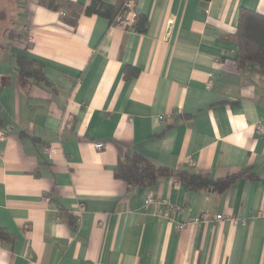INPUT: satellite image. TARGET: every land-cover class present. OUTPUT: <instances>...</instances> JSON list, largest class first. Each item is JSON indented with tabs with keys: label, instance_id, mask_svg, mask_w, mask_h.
<instances>
[{
	"label": "crops",
	"instance_id": "obj_1",
	"mask_svg": "<svg viewBox=\"0 0 264 264\" xmlns=\"http://www.w3.org/2000/svg\"><path fill=\"white\" fill-rule=\"evenodd\" d=\"M38 1L0 0V264H264V78L234 41L239 10L263 15L264 0H134L75 26ZM18 58L45 83L19 81ZM128 153L243 175L129 189L114 176Z\"/></svg>",
	"mask_w": 264,
	"mask_h": 264
},
{
	"label": "trees",
	"instance_id": "obj_2",
	"mask_svg": "<svg viewBox=\"0 0 264 264\" xmlns=\"http://www.w3.org/2000/svg\"><path fill=\"white\" fill-rule=\"evenodd\" d=\"M20 1V0H13ZM39 4L51 11H61L63 20L70 26H75L81 14L87 16L97 15L111 21L127 11L126 5L134 0H118L115 6L103 3L101 0H93L89 6L81 5L69 0H39ZM140 33L145 31L144 25L134 24ZM238 52L236 62L240 68H246L250 73L264 78V14H257L251 10L241 9L238 14V26L234 36ZM19 81L27 79L44 84L45 80L40 67L35 66L25 58H18ZM231 175L227 179L213 181L207 174L193 173L186 170L174 171L164 167H158L149 160L136 153H128L124 158H119L114 170L116 179L126 183L129 189L145 188L153 185L163 177L173 176L178 181L185 183L191 190L213 188L217 191L224 189L237 176ZM0 235H2L0 233Z\"/></svg>",
	"mask_w": 264,
	"mask_h": 264
},
{
	"label": "built area",
	"instance_id": "obj_3",
	"mask_svg": "<svg viewBox=\"0 0 264 264\" xmlns=\"http://www.w3.org/2000/svg\"><path fill=\"white\" fill-rule=\"evenodd\" d=\"M126 7H127V12L128 13H132L131 12V10H132V3L131 2L128 3L126 5ZM28 42L29 43L32 42V37H28ZM211 85H212V74H209L208 75L207 82L205 83V87L207 89H209V88H211ZM65 127H66V125H65ZM0 140L1 141H4L5 140V135L1 132V130H0ZM95 148L97 150H101L103 148V144L102 143H97V144H95ZM49 150L50 149L49 148H46V147L42 148V152L43 153H49ZM144 205L146 207H152L154 209L166 208L169 211H172V210H177L178 211L179 210V208H174L166 200L154 198L151 194H148L146 196L145 201H144ZM200 219H201V221H208L210 218H209V215L208 214H203ZM213 219L216 220V221H220V220L223 219V216H220V215L219 216H215ZM228 220L231 221L232 223H235L236 222V220L234 218H232V217H229ZM78 221H79V218L76 219V222H78Z\"/></svg>",
	"mask_w": 264,
	"mask_h": 264
}]
</instances>
